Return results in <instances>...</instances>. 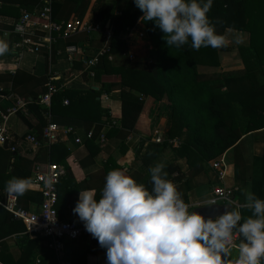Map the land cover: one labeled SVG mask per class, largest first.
<instances>
[{
	"label": "trees",
	"instance_id": "1",
	"mask_svg": "<svg viewBox=\"0 0 264 264\" xmlns=\"http://www.w3.org/2000/svg\"><path fill=\"white\" fill-rule=\"evenodd\" d=\"M85 2L87 0H55L52 3L54 20L68 21ZM34 4L32 0L14 2L0 0V15L18 17L22 7L32 9ZM97 5L94 8L95 16L92 23L100 24L103 30L111 28L114 35L110 40L111 51L105 54L93 68L95 71V76L92 77L93 84L87 88H68L60 91L53 96L49 110L41 106L38 96L28 91V95L33 96L27 98L28 110L40 120L39 128L30 125L25 112L18 110L13 115L21 117L30 125L31 132L37 134L41 145H44L47 141L40 130L47 123L48 111L52 114V121L58 124L78 128L83 126L87 128L89 125L88 129H90V125L108 121L111 117V110L103 106L102 97L105 93L111 94L118 89L122 99L123 119L121 125L107 130V139L119 138L121 133L134 131L143 111L149 107L150 131L146 134L153 135L154 131L159 129L157 123L160 116L171 118L166 137H179L182 140L176 152L187 158L188 165L192 169L191 178L204 171L208 162L225 156L230 163L232 156L237 178L246 179V170L252 169L253 193L258 198L264 199V149L261 156H255L253 163L247 165L240 146L242 138L249 133L256 139L262 138L264 142V0H213L212 8L208 13L218 33L236 30L248 35V42L240 49L245 71L239 74L220 70V49L208 47L193 50L190 45L179 49L169 47L165 34L155 22L142 19L144 13L136 7L134 0H117L119 15L114 13L115 5L106 0L99 1ZM139 19L143 22L144 30L153 48L149 50L147 56L132 60L124 36L128 28ZM4 30H12V26L0 22V39L4 37ZM96 32H81L69 38L59 39L63 45L62 47L58 44L53 45V58L55 59L58 50H61L60 56H67L66 47L69 45H76L81 49L88 48ZM14 35H16L15 40H20L19 35L11 36ZM102 46H97L98 50ZM113 53L122 56L121 63L116 64L113 59H109V55ZM75 58V68H81L83 50L78 51ZM47 80L46 76L37 79V84L43 86L42 91L45 90ZM13 90L16 91L15 88ZM24 92L21 91L22 94ZM65 98L69 100L68 104L64 103ZM17 140L18 137H15L10 142L0 145V191L6 189V182L13 177L29 179L30 183H33V171L38 161L22 156L18 148L15 152L12 151L11 147L16 146ZM48 144L50 161L66 164L70 151L64 143L59 140ZM86 144L93 155L102 150L96 132L92 139L86 138ZM170 146L168 140L151 144L142 157L144 165H147L148 158L159 157L162 150ZM121 147L122 150L126 149L124 142ZM107 162L106 175L110 170L121 169L115 159L109 158ZM139 174L141 176H137V173H132L131 176L151 190L149 169ZM102 189L103 186L96 189L97 199ZM79 190L80 183L68 171L58 185L59 200L61 195L75 194ZM240 192L239 189L234 191V198ZM41 201L42 194L38 191L28 190L27 194L19 197L20 206L28 210L31 203H41ZM233 208L237 207L233 206ZM240 211L244 218L252 215L251 211L243 206ZM25 231V224L0 205V260L5 264H35L34 253L42 239H32ZM13 234L20 235L18 239L20 252L16 255L9 248V244L3 241ZM93 242L98 243V240L94 238ZM79 244L80 264H87V254L91 252V248L87 242H79ZM75 249L73 248L74 252ZM226 259L227 264H235L230 256Z\"/></svg>",
	"mask_w": 264,
	"mask_h": 264
},
{
	"label": "clouds",
	"instance_id": "2",
	"mask_svg": "<svg viewBox=\"0 0 264 264\" xmlns=\"http://www.w3.org/2000/svg\"><path fill=\"white\" fill-rule=\"evenodd\" d=\"M144 21H154L169 47L193 50L227 48L230 38L209 18L213 0H134ZM219 22V21H218ZM231 42H239L233 35ZM11 51L0 39V56ZM162 162L149 168L151 190L120 169L110 170L99 199L95 189L79 192L73 209L85 229L106 249L107 264H227L234 235L239 238L235 264H264V199L242 189L244 218L238 208L216 218L189 211ZM29 179L13 178L6 191L23 196ZM229 200L226 208H231ZM243 221V222H242Z\"/></svg>",
	"mask_w": 264,
	"mask_h": 264
},
{
	"label": "crops",
	"instance_id": "3",
	"mask_svg": "<svg viewBox=\"0 0 264 264\" xmlns=\"http://www.w3.org/2000/svg\"><path fill=\"white\" fill-rule=\"evenodd\" d=\"M15 0H13L14 2ZM99 1L105 0H87L84 5L79 9L78 12L74 13L73 16H78L84 18L86 20H93L95 16L94 8L98 6ZM112 5H115V15L120 14V10L116 7L117 0H106ZM18 4V3H17ZM19 5V4H18ZM24 7L21 8V10ZM83 14V15H82ZM17 17L11 16H3L0 15V22L9 24L12 26L13 22ZM109 24V22H108ZM107 24V26H108ZM139 28H143V22L139 19L138 22L135 23ZM110 25V24H109ZM221 34H226L230 38V43L227 48H223L219 50L220 53V70L226 73H243L245 71V64L240 54V49L248 42V35L246 33H242L236 30H226ZM235 35L239 38V42H231V37ZM9 35L8 37H3L10 46L11 51L4 56H0V87L6 90H10L15 88L16 93L25 98H33V96L28 95V91H32L35 96L39 98L46 90H43V86L37 84V79L41 76L48 77L50 73L53 77H55V83L60 85L64 89L68 88H87L93 84L92 78L87 75V72L84 71V60L94 55L100 46L103 44V35L100 32H96L92 36V42L89 43V47L85 49L78 48L79 52L83 50V63L81 68H75L74 63H72L66 55H61V50H58L57 55L52 58V63H48V51L44 48L40 53H25L23 56L19 57L18 52L15 48L14 43L18 40H15V37ZM18 37V36H17ZM16 37V38H17ZM57 38L55 46L57 44L62 47L63 42ZM134 45L133 51L138 54V57H145L148 55L149 50L145 47V41H140ZM53 44V45H54ZM97 46H99L97 48ZM137 46V47H136ZM57 48V47H56ZM129 48V46H128ZM53 54V47H52ZM53 57V55H52ZM54 59V60H53ZM113 62L119 64L122 62V56L119 53L112 54ZM49 64V66H48ZM49 67V69H48ZM51 67V68H50ZM83 67V68H82ZM58 82V83H57ZM15 84V87H14ZM98 87V86H96ZM24 90V94L21 91ZM120 91L114 90L111 92L108 100H105L102 97V104L106 108L111 110V117L108 121L102 123H94L90 125V129H93L98 135L101 132H107L106 124L113 120L118 119L120 122L122 121V99L119 95ZM30 96V97H28ZM4 105L8 106L11 104L10 101H4ZM29 108V107H28ZM149 107L147 110L143 111L139 122L137 123V128L134 131H128L127 133H121L119 138H111L107 139L104 144H100L102 146V150L93 155L90 153L88 145L86 144V133L88 130L85 126L82 128L74 127L75 132L69 135H63L61 137V141L64 145L69 149L70 155L67 158V165L62 162H58L64 164L68 171L76 178V180L80 183V190L85 189H97L98 187L104 186L105 176H106V164L108 163L109 158H113L116 162L121 166L123 172L126 175L131 176L132 173H137V176H141L139 173L149 169L157 163H164L167 165V169H164L168 173L167 179L172 180L174 184L177 185L180 192L183 194V198L185 202L190 204V211H193L197 207H201L204 205H208V200L212 195L213 188L218 185H227L231 188H236L241 191L242 189H249L253 192L252 180H251V170H246V179L240 180L236 176V171L234 167V162L231 156V162L228 163L226 158V162L228 163L227 169V177L225 180V184L219 180L217 172L212 168L211 161L207 163V166L204 171L195 175L191 178L192 169L189 167L187 158L183 155H179L176 152V148L172 144L170 147L164 148L159 157L148 158L146 160L147 165H144L142 157L144 153L150 148L151 144L156 143L152 140V135L146 134L150 131V125H148V119H150ZM27 119L30 122V125L34 128H39L41 125L38 117L31 111H27L24 113ZM52 117V114H51ZM46 119L48 122V114L46 113ZM52 119V118H51ZM47 124V123H46ZM30 125H28L21 117L17 115H12L9 120V126L12 133V136L18 137L16 146L20 151L21 155L29 158L35 159L37 165L33 171V177L36 171V168L39 166L42 170L47 169L49 163L51 162L49 159V144L46 142L44 145H40L38 147H34L32 144L26 142L24 140V135L31 132ZM121 125V124H120ZM157 127L163 132V135L166 136V131L171 125V118L166 116H160ZM45 126V125H44ZM43 126V127H44ZM64 126H72V125H64ZM43 129V128H42ZM127 131V130H123ZM145 132V133H144ZM42 134V130H40ZM39 133V134H40ZM37 135V134H36ZM76 137H81L82 142L77 143ZM179 138V137H178ZM180 139V138H179ZM243 141L240 142L241 151L244 154V157L247 161V165H251L253 163L255 156H261L264 149V142L261 140L262 138L256 139L252 137V134L249 133L244 136ZM181 140V139H180ZM125 143L126 149L122 150L121 144ZM182 143V140H181ZM4 145V144H3ZM140 149V151H139ZM225 157V156H224ZM2 166V164H1ZM10 170V169H9ZM66 174V175H67ZM132 177V176H131ZM16 178V177H13ZM12 178V179H13ZM188 178V180H187ZM190 178V179H189ZM138 182V181H137ZM139 183V182H138ZM29 190L41 192L40 187L37 183L33 182L29 184ZM28 192V191H27ZM79 192L75 194H63L60 197L58 203V213L59 217L64 220L81 222L77 214H74L73 209L78 201ZM27 194V193H26ZM7 195L6 189L0 191V199H5ZM243 199V201H242ZM245 197L242 191L235 197V201L239 205H231V210L233 206H236L239 210L244 204ZM222 205H226L227 203H218ZM40 203H31L30 209L31 211H39ZM26 233V232H25ZM20 235L13 234L8 237L6 240H3L9 244V248L13 250L14 254H19L20 250L18 249V239ZM31 238V237H30ZM33 239V238H32ZM93 236H85L82 237L78 241L67 242V257L71 260L72 264H80V256L79 251L81 246L79 242H87L91 248V252L87 254V264H107L106 250L101 248L99 243L93 242ZM239 243V242H238ZM73 248H76V252L73 251ZM70 249V251H68ZM1 250V243H0ZM238 248H232L229 256L232 260L236 262L238 259ZM34 258H40L43 261V264H55L56 255L52 250H49L45 245L43 239L38 244ZM0 264H5L0 260Z\"/></svg>",
	"mask_w": 264,
	"mask_h": 264
},
{
	"label": "built area",
	"instance_id": "4",
	"mask_svg": "<svg viewBox=\"0 0 264 264\" xmlns=\"http://www.w3.org/2000/svg\"><path fill=\"white\" fill-rule=\"evenodd\" d=\"M35 4L32 9L23 8L20 16L15 18L12 24V30H4V36L8 37L12 34H17L20 40H17L14 45L18 52L19 57L25 53H40L44 48L48 51V61H52V47L57 38H69L74 34L81 32L97 31L103 35V46L94 55L87 57L84 60V71L87 72L91 78L95 76L93 68L100 62L101 58L111 51L110 40L114 33L112 29L103 30L100 24L94 25L92 21L84 18L73 16L68 21L57 22L52 15V3L55 0H32ZM145 41L147 50L153 48L151 40L148 38L144 27L141 29L138 25L134 24L130 28L124 40L129 46V56L135 60L138 56L133 51V47L138 43V40ZM76 45H69L66 47L67 58L74 63L75 55L78 53ZM112 60V54L109 55ZM51 68V67H50ZM48 80L45 84L46 90L41 95L39 103L43 108L49 110L52 98L55 94L63 90V87L57 85L55 77L48 73ZM110 95L105 93L103 98L108 100ZM4 101H10L11 104L6 106ZM64 103L68 104L69 100L64 99ZM29 107V100L16 93L13 89L6 90L0 87V145L13 140V136L9 126L10 117L18 110L27 112ZM48 122L42 129V136L46 139L47 143H54L61 139L63 135H69L75 132L73 126H64L52 121L51 112L48 111ZM120 120L113 119L106 124V129L119 126ZM95 131L90 129L86 133V138L92 139ZM99 143L104 144L107 140L106 132L99 134ZM24 140L34 147L41 145L38 136L35 133H28ZM76 142L81 143L82 138L76 137ZM153 142L162 143L166 140L174 147L181 144L178 137L168 138L163 135L160 129H156L152 135ZM12 151L17 150V146L11 147ZM212 168L217 172L219 180L225 184L227 177L228 163L225 157L211 161ZM67 174V168L64 164L58 162H50L47 169L42 170L39 166L36 168L33 182L37 183L40 187L42 194V201L39 205V211H31L19 204V197L15 194L7 192L5 199H0V205L20 219L26 227V234L29 237L36 239L41 238L44 245L52 250L56 255L57 264H72L71 260L67 257V242L78 241L82 237L92 236L86 231L84 223L64 220L59 217L58 213V185L63 177ZM234 191L236 188H231L227 185H218L213 188L212 195L208 200L209 204H218L220 202L227 203L232 201L233 205H239L235 201ZM187 203V202H186ZM190 205V204H189ZM191 206V205H190ZM190 211V209H189ZM234 246L238 248L239 238L234 235ZM41 259L38 258L35 264H41Z\"/></svg>",
	"mask_w": 264,
	"mask_h": 264
},
{
	"label": "water",
	"instance_id": "5",
	"mask_svg": "<svg viewBox=\"0 0 264 264\" xmlns=\"http://www.w3.org/2000/svg\"><path fill=\"white\" fill-rule=\"evenodd\" d=\"M110 24V21H109ZM108 24V27H109ZM226 205L222 204H208L201 207H197L193 211H199L202 213L205 217H212L216 218L218 215L222 214L224 211L229 210L230 208H226ZM70 251V249H68Z\"/></svg>",
	"mask_w": 264,
	"mask_h": 264
},
{
	"label": "rangeland",
	"instance_id": "6",
	"mask_svg": "<svg viewBox=\"0 0 264 264\" xmlns=\"http://www.w3.org/2000/svg\"><path fill=\"white\" fill-rule=\"evenodd\" d=\"M137 47V46H136ZM137 56H138V54H137Z\"/></svg>",
	"mask_w": 264,
	"mask_h": 264
}]
</instances>
